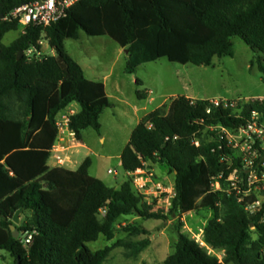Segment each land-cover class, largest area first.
Listing matches in <instances>:
<instances>
[{"label": "trees", "instance_id": "trees-1", "mask_svg": "<svg viewBox=\"0 0 264 264\" xmlns=\"http://www.w3.org/2000/svg\"><path fill=\"white\" fill-rule=\"evenodd\" d=\"M35 1L0 0V250L14 264H104L115 247L137 258L150 244L141 225L123 228L129 236H144L140 241L118 240L96 252L86 245L99 236L112 241L122 217L166 219L133 187L131 174L149 164L174 175L169 215L210 213L203 245L175 227L174 251L160 264H264V204L255 213L245 210L256 200L245 194L248 174L226 140L210 131L246 125L252 113L264 127V100L206 114V100L176 97L149 112L121 152L128 178L119 188L90 176L89 158L75 171L47 166L61 111L78 106L69 128L80 141L83 130L100 131V116L111 107L103 83L87 79L67 54L66 39L78 40L80 32L112 39L130 53L129 74L161 58L210 66L214 58L232 57L233 37L264 57V0H80L49 27L29 26L4 45L5 35L21 27L11 13ZM42 39L55 55L27 57L30 48L41 50ZM136 97L147 94L137 91ZM203 134L211 140H201ZM18 210L22 222L14 239L10 226Z\"/></svg>", "mask_w": 264, "mask_h": 264}, {"label": "rangeland", "instance_id": "rangeland-1", "mask_svg": "<svg viewBox=\"0 0 264 264\" xmlns=\"http://www.w3.org/2000/svg\"><path fill=\"white\" fill-rule=\"evenodd\" d=\"M22 28L10 32L3 38V44L10 45L20 34ZM41 55L52 56L48 42L42 39ZM232 57L214 58L210 66L181 65L169 62L165 58L140 65L134 73H127L126 53L112 39L89 37L84 32L79 33V39H66L64 42L67 54L76 61L90 79H102L108 75V81L120 85L119 94L107 91L111 96L122 99L123 103H115L113 109H107L100 116V131L97 133L88 128L81 133V143L90 149L87 157L91 160L89 175L101 180L112 188L127 180L120 163V155L127 145L130 135L139 118L162 101L169 103L175 94H185L194 98L228 99L238 98L264 99V57L248 47L239 37H233ZM140 84L137 85L136 81ZM149 94L151 101L139 100L136 92ZM103 138V142H101ZM204 142L210 137L204 134ZM196 147L200 145L195 138ZM83 155L79 156V160ZM83 159V158H82ZM111 170L113 173H107ZM146 174H152V183L148 185L149 195H143L148 204H153L154 212H162L165 220L143 219L138 216L120 218L114 226V239L107 241L103 236L86 246L93 252L111 246L118 240L140 241L144 236H129L123 228L128 225H141L148 231L149 246L137 258L127 257V251L122 247H115L110 252L104 264H160L172 252L177 241L175 227L203 245L202 228L206 225L210 213L202 211L184 216L169 215L173 196L174 175L164 166L145 165ZM160 185L159 187L157 185ZM134 187V186H133ZM217 187V186H216ZM258 196L264 200V182L258 190ZM156 194V197H154ZM162 198V199H161ZM219 259L221 254L210 251ZM0 264H14V260L3 250H0Z\"/></svg>", "mask_w": 264, "mask_h": 264}, {"label": "built area", "instance_id": "built-area-1", "mask_svg": "<svg viewBox=\"0 0 264 264\" xmlns=\"http://www.w3.org/2000/svg\"><path fill=\"white\" fill-rule=\"evenodd\" d=\"M80 0H38L33 3L24 4L11 13L12 18H18V24L24 31L29 26H36L42 29L49 27L52 23L67 15L68 10ZM41 2V3H40ZM41 45V42H39ZM40 51L30 48L26 52L27 57L39 56ZM253 98H238L235 100L228 99H207L209 106L206 114H210L212 108L229 109L235 108L243 103H248ZM75 114L72 106L61 111L55 118V126L57 128V139L50 151V157H53L58 166L65 167L66 161L61 155L66 147L77 144L74 131L69 128L70 117ZM210 131H216L220 139L226 140V146L230 148L239 159L242 168L247 172L245 194H254L256 200L245 207V210L255 213L260 210L264 204L261 200L263 196H258V190L264 182V127L258 120V116L251 114L250 120L246 125L239 127H224L221 125L212 126ZM109 174L113 172L108 170ZM132 183L135 191L140 195H149L148 185L152 183V174H146L143 170H137L131 174ZM235 172L230 176L229 180H235ZM160 186L159 184L157 185ZM156 197V194H154ZM174 196V193H173ZM172 196V198H173ZM261 197V199H260ZM162 199V198H161ZM167 207L171 206V201H166ZM30 237L24 241L29 242Z\"/></svg>", "mask_w": 264, "mask_h": 264}, {"label": "crops", "instance_id": "crops-1", "mask_svg": "<svg viewBox=\"0 0 264 264\" xmlns=\"http://www.w3.org/2000/svg\"><path fill=\"white\" fill-rule=\"evenodd\" d=\"M51 49V48H50ZM51 51H52V56H54L55 54H54V51L51 49ZM83 69V68H82ZM83 72H84V70H83ZM84 75H85V77L87 78V79H90V78H88L87 77V75L85 74V72H84ZM90 80H92V81H97V82H102L103 83V85H104V87H105V92H106V94H107V96H108V98H109V101H110V104H111V107H109V108H106L105 110H107V109H113L114 108V106H115V103H113L112 101H111V99H113V98H115L116 99V102L117 103H123V101H122V99H120V98H118V97H115V96H111L109 93H108V91H107V87L108 86H110L111 87V90H112V92H115V94H119V91H120V85L116 82V83H113V82H109L108 81V75H105L104 77H102V79H90ZM149 94H150V92H148V94H147V98L145 99V101H151V99L149 98ZM176 97H185V98H187V99H191V100H207V99H204V98H194V97H190L189 95H185V94H183V93H181V94H175L173 97H172V99L173 98H176ZM163 104H165V101H162V102H160L159 104H157L155 107H154V109L153 110H155V109H157V108H159V107H161ZM74 109H75V112H77L78 111V106L76 105V104H73V105H71ZM104 110V111H105ZM152 110V111H153ZM104 111L102 112V114L104 113ZM149 113V112H148ZM148 113H145V114H143L140 118H139V120H138V122L142 119V117H144L146 114H148ZM101 114V115H102ZM101 118V117H100ZM99 121H100V119H99ZM81 140H82V137H81ZM81 140L80 141H77V144H75V145H68L67 147H66V150L64 151V152H62L61 153V155L64 157V159H65V161H66V165H65V167H63V168H65V169H67V170H70V171H75V170H77L78 169V167L82 164V162L86 159V158H89V157H87L88 156V154L90 153V149L89 148H87L84 144H82L81 143ZM101 142H103V138H101ZM83 155V159L81 158V160H79V156L80 155ZM47 166L50 168V169H53V168H60V166H58L57 165V163H56V161H55V159L53 158V157H49V159H48V161H47ZM127 175V174H126ZM94 178H96V177H94ZM22 222V218L20 217V222H19V224ZM18 224V225H19Z\"/></svg>", "mask_w": 264, "mask_h": 264}, {"label": "water", "instance_id": "water-1", "mask_svg": "<svg viewBox=\"0 0 264 264\" xmlns=\"http://www.w3.org/2000/svg\"><path fill=\"white\" fill-rule=\"evenodd\" d=\"M41 3V2H40ZM3 19V16H0V20ZM125 53H126V56L128 57L130 55V53L127 51V50H124ZM23 56V52H19L18 56H17V59L20 60ZM20 214H21V210H18L14 216H13V219H12V225L10 226V230L12 231V236L14 239H18L19 237V232L15 229V225H18L19 222H20ZM17 264H19V262H17Z\"/></svg>", "mask_w": 264, "mask_h": 264}]
</instances>
